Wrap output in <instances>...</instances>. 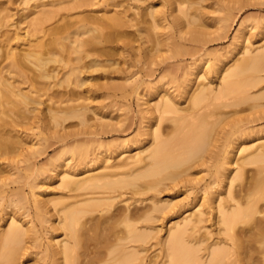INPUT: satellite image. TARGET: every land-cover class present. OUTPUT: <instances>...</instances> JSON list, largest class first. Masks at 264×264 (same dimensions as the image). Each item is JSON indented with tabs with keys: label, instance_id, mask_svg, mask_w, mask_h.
<instances>
[{
	"label": "rangeland",
	"instance_id": "374dc122",
	"mask_svg": "<svg viewBox=\"0 0 264 264\" xmlns=\"http://www.w3.org/2000/svg\"><path fill=\"white\" fill-rule=\"evenodd\" d=\"M150 4L153 10L157 9L156 21L145 12ZM182 5L180 0H0V68L6 61V50L26 52L38 40L47 44L60 36L58 44L49 42L50 47H56L58 60L47 63L48 75L41 76L30 63L20 73L1 68V75L25 99L15 96L24 104V117L17 118L18 123L8 128L17 143L12 144L13 150L0 153V229L11 218L29 228L22 252H17V264H54L48 251L64 238V233L55 227L62 212L49 199L67 190L60 185L65 168L73 169L77 173L74 177L100 170H87L88 166L101 164L96 162L100 143L125 145L116 159L136 156L140 146L148 144L146 123L154 121L150 110L156 101L167 97L176 102L181 113L195 114L198 111L191 108L188 98L194 88L209 86L214 94L223 84L227 68L244 56L264 52V0H191L185 8ZM43 7L50 9L48 14L41 12L47 15L40 13ZM122 11L129 24L119 29L106 25L104 17L121 15ZM100 20L105 26L100 22L102 26L92 30V25ZM75 38L81 40L78 46ZM245 75L256 80L242 90L247 98L222 93L219 98L211 95L204 101L213 102L203 112L209 113L206 119L212 122L209 142L177 167L182 166L174 179L166 178L155 188L140 187L138 196L132 195L131 185L115 191L102 189L112 191L111 209H148L153 198L175 201L167 213L154 211V216L141 220L144 230L150 232L141 243L142 264H160L165 259L157 238L164 239L174 220L196 209L202 219L189 231L193 238H202L197 253L205 259L208 244L229 243L218 221V211L212 209V191H219L227 208L237 199L233 190L241 182L250 179L246 181L250 183L253 177L255 181L254 171L264 166V161H256L245 163L242 169L237 163L224 162L225 155L232 153L239 162L244 156L250 158L254 146L264 142V69ZM64 105H83V119L70 117L48 127L45 114ZM178 125L174 117L159 120L166 139L174 140ZM184 126L180 127L185 130ZM248 145L252 148L239 151ZM236 171L242 174L237 175ZM234 173L233 190L229 192ZM84 190L74 192L82 198L86 196L82 195ZM260 200L264 205V199ZM40 204L41 210L37 209ZM90 232H84V245L88 249L89 244L96 243L93 246L98 248L104 234ZM51 233L55 241L50 240ZM214 246L212 243L208 248Z\"/></svg>",
	"mask_w": 264,
	"mask_h": 264
},
{
	"label": "bare ground",
	"instance_id": "6f19581e",
	"mask_svg": "<svg viewBox=\"0 0 264 264\" xmlns=\"http://www.w3.org/2000/svg\"><path fill=\"white\" fill-rule=\"evenodd\" d=\"M189 2L191 0H180V3L183 4L181 8H185ZM149 6L150 8L145 12L152 16L153 21H156L157 17L154 16V12L157 9H152L153 4ZM39 11L40 13L43 11L49 13L50 9L43 7ZM124 13L110 16L104 14L106 18L103 17L107 21L105 22L106 25L108 23L107 26L119 29L123 25L129 24L130 20L124 16L126 14ZM38 20L40 18L34 23H38ZM103 20L96 21L99 24L92 25V30L102 26L100 22L104 24ZM157 24L159 23L157 22ZM35 27H38V25L36 24ZM138 29L140 28L138 27ZM52 33V37L55 36V33ZM66 35L69 36V34ZM59 37H53L49 42L58 44ZM94 37H98V34H95ZM74 41L76 46L81 44L80 39L75 38ZM49 42L46 44V42L38 40L35 47L26 52H16L12 49L6 50L4 54L6 61L1 65V68H5L6 72L20 73L21 69L27 67L28 63H30L34 67L32 69L37 70L41 76L48 75L47 63L50 60H58L55 56L56 47H50ZM48 44L49 46H47ZM1 68L0 153L7 152L11 148L13 150L14 146L12 144L17 143L8 128L12 127V123H18L17 118L24 117V104H21L20 100L25 101L24 97L16 92L14 85H11L12 83L1 75ZM260 69H264V52L244 56L227 68L225 75L222 76L223 84L220 88L218 86L214 94H211L212 88L209 86H197L194 88L188 94V98L191 108L198 111L195 114L190 111L181 113L174 100L161 97L150 110L152 113L151 118H154V121L146 123V129H148V135L150 136L147 141L148 144L145 147L140 146L141 148L136 153V156L130 155L128 158L116 159L115 157L124 151L123 147L125 145L120 143H100L101 148L98 147L96 152V162L101 161V164L93 167L87 165L88 171L97 167L100 170L74 177L77 173L73 169L65 168L60 176V185L67 190L64 194L50 197L49 199L54 208L62 212L55 227L62 229L64 233V238L57 241L58 244H54L52 249L48 251V256L55 259L54 264H101L102 261L109 264H142L140 255L141 243L148 238L150 232L144 230L141 220L154 216V211H158L159 214L167 213L173 208L175 201L168 197L164 199L153 198L152 206H149L148 209L141 210L137 206L128 207V209L125 207L111 209L114 196L110 192L126 185H131L133 186L132 195H137L142 192L140 187L155 188L158 183L166 178L174 179L179 173V168L177 167L185 163L189 158L191 159L195 153L198 154L197 151L201 150L209 142L212 122L206 119L209 113L203 112L213 102L204 101L211 95L214 98H219L222 93H237L238 99L247 98L246 94L242 95V90L246 85L254 84L256 80L252 77L249 78L245 74L249 71L253 72ZM16 95H19L21 99L15 97ZM82 107L83 105L79 107L74 105L56 107L48 115L47 113L45 114L47 126L51 128L54 124H59V122L70 117H78L82 120ZM154 111H158V114L155 115ZM6 116H9L10 119L7 120ZM162 117L176 118L179 125L173 133L174 138L173 136L172 138L174 140L171 138L166 139V135L163 136L164 129L159 126V120ZM180 126H184L186 129L184 130ZM247 148H252V145L242 146L239 151L244 152L243 150ZM250 152H252L251 154L249 153L250 158L244 156L240 162L237 159L238 157H234V153L225 155L224 162L225 164L237 163L238 167L243 169L245 163L251 164L250 162L264 161V142L255 145ZM224 168L225 166L222 167V169ZM240 171L242 172L243 170ZM241 172H237V175ZM254 174L256 175L255 181L253 177V181H250V183H247L250 179L246 180L247 182L245 181L244 184L241 182L238 189L235 187L236 190L231 189L232 178H234L235 173L231 175L228 191L232 192L233 190L237 199H235L233 205L228 204L227 208L222 202L219 191H216V188L213 190L214 194L212 191V199L210 200L212 209L218 211V221L223 225V230L229 240L228 244L214 241L212 243L215 246L211 248L208 247L212 243L208 244L205 259L197 253L198 242L202 238H193L190 233L197 222L202 219L200 211L196 209L186 213L180 219L174 220L173 225L168 228L164 239L157 238L162 250L165 251V259L160 264H264V205L260 204V199H264V166L255 170ZM139 179H142L141 183H136ZM215 182H213L214 185ZM107 187L114 189L112 191L102 190ZM99 188H101L100 191L98 190ZM80 189H85L82 195L86 196L79 198L80 194L74 192ZM68 191L71 192L69 193ZM106 192L107 194H105ZM39 194L40 192L37 195ZM63 198H70V200L66 202L63 201ZM138 198L135 197L134 199L137 200ZM39 200L42 202L40 198ZM57 204L62 205L57 207L59 206ZM37 209L41 210L42 205L40 204ZM94 212L99 213L96 214ZM255 213L259 214L255 215ZM87 214L89 216L83 218ZM47 218L45 216L44 220ZM28 230V227L23 226L13 218H11L5 228L0 229V264H17L18 260L16 258L18 259L19 256H17V252H22L25 240L24 235ZM90 230H93V233L95 231L101 235L104 234L102 235L104 238L101 237L103 238V243L99 242L101 245L98 248L93 246L96 245L95 242L93 245L88 243V249L84 245L85 234H92ZM45 231L51 232V229H46ZM86 231L87 233H84ZM49 238L51 241H55L53 240L54 234L51 233ZM87 239L90 240L89 238ZM90 245L95 249L93 247L89 249Z\"/></svg>",
	"mask_w": 264,
	"mask_h": 264
}]
</instances>
